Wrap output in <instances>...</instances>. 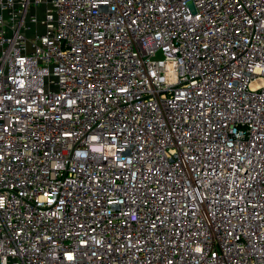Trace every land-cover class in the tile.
I'll return each instance as SVG.
<instances>
[{
	"label": "built area",
	"instance_id": "obj_1",
	"mask_svg": "<svg viewBox=\"0 0 264 264\" xmlns=\"http://www.w3.org/2000/svg\"><path fill=\"white\" fill-rule=\"evenodd\" d=\"M0 264H264V0H0Z\"/></svg>",
	"mask_w": 264,
	"mask_h": 264
},
{
	"label": "rangeland",
	"instance_id": "obj_2",
	"mask_svg": "<svg viewBox=\"0 0 264 264\" xmlns=\"http://www.w3.org/2000/svg\"><path fill=\"white\" fill-rule=\"evenodd\" d=\"M43 7H44L43 5H40V6L38 7V12H39V13H41ZM32 30H33V27L30 28V30H29L28 33H30ZM49 79H52V78L50 77Z\"/></svg>",
	"mask_w": 264,
	"mask_h": 264
}]
</instances>
